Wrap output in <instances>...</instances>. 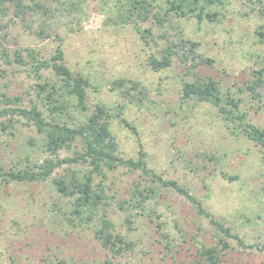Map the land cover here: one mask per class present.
I'll use <instances>...</instances> for the list:
<instances>
[{
    "label": "rangeland",
    "instance_id": "obj_1",
    "mask_svg": "<svg viewBox=\"0 0 264 264\" xmlns=\"http://www.w3.org/2000/svg\"><path fill=\"white\" fill-rule=\"evenodd\" d=\"M21 2L17 11L12 0H0V93L20 97L24 107L40 106L36 85L55 84L58 79L50 68L34 71L26 50L49 60L59 46L71 73L101 86L98 93L86 89L88 111L83 113L73 109V97L62 93L60 100L69 102L72 118H87L96 103L112 114L122 105L121 117L135 133L112 117L118 156L136 160L141 150L149 170L187 189L245 244H264V153L242 134H231L212 105L181 100L180 94L183 81L212 79L222 95L238 101L246 122L264 129V72L261 87L255 88L258 98L247 89L255 79L253 72L264 67V0H225L223 6L206 8L216 14L214 21L198 23L192 16L172 14L163 26L139 19L137 24L114 25L118 0ZM154 4L163 7L164 0ZM133 24L150 30L146 43ZM180 38L197 44L194 53L188 45L179 47L168 69L153 71L149 56H159L168 42L178 44ZM17 52L22 63L15 60ZM197 54L212 64L198 62ZM117 78L135 81L139 89L126 98L108 90ZM42 111L47 117L43 107ZM5 118L21 117L5 114L0 121ZM22 123L23 119L15 123L13 136L0 127L4 170H28L46 157L54 158L43 148V135ZM83 152L76 139L57 158ZM67 168L79 176L90 169L82 163L64 164L44 182L0 181V264H191L197 249L212 243V226L184 197L159 187L141 214L130 206L131 191L134 183L142 188L151 179L122 166L114 171L104 168V175H92L93 188L102 187L107 216L116 232L133 243L131 251L113 257L94 236L98 221L72 225L63 215L71 201L55 191L53 178L66 175ZM221 173L237 179L229 182ZM124 200L128 203L122 204ZM128 214L133 215L130 226L124 222ZM231 245L234 248L226 251L221 264H264L263 251L242 250L232 240Z\"/></svg>",
    "mask_w": 264,
    "mask_h": 264
},
{
    "label": "trees",
    "instance_id": "obj_2",
    "mask_svg": "<svg viewBox=\"0 0 264 264\" xmlns=\"http://www.w3.org/2000/svg\"><path fill=\"white\" fill-rule=\"evenodd\" d=\"M13 6L20 11L22 8L21 0H12ZM155 0H118L114 25L125 26L128 23H138L150 21L163 26L168 21L170 15L192 16L197 22L204 20L214 21L216 14L206 10L210 5L223 6L225 0H203L205 5L200 4L199 0H164V6L154 4ZM157 9V10H155ZM264 12V11H262ZM162 13V15L160 14ZM136 33L146 43V35L149 34V29L141 30L139 26H135ZM260 34V33H259ZM261 35V34H260ZM188 45L192 49L197 44L189 40L180 38L178 44L168 42L164 49L160 50L159 56L151 55L148 58V65L153 71L166 70L171 65V60L174 55H177L179 47L184 48ZM194 53V52H193ZM15 60L23 62L21 53H16ZM26 55L30 59L31 66L34 71L39 72L42 68H50L54 76L58 79L55 84H37L36 97L40 102L32 103L30 106H22V99L16 96H8L0 93V105L3 107L0 110V116L10 114L11 116L21 118H5L0 121L2 130H7L10 135H14L11 130L15 129V123L19 119H23V125H33L36 130L43 135V148L52 157H46L41 163L33 164L32 168L26 170L8 169L4 170L0 165V181L3 183L30 182L39 183L48 180L55 169L63 167L64 164H87L90 169L84 172L81 176L79 173L69 170L67 174L57 179L53 178L55 191L61 194L62 197L70 199V209L64 212L66 220L72 225H89L93 221H98V227L94 229V236L113 257L121 256L123 253L133 249V243L127 241L119 232H116L114 223L107 216L106 199L102 187L97 191L93 188V174L104 175L103 169L109 171L116 170L119 166L126 167L131 171L139 170L144 175L151 179V184L140 188V183H134V188L131 191L132 202L130 206L141 212H145L151 200L158 195L159 187L170 188L175 193L181 195L186 200L194 205L198 215L208 220V223L213 228V241L209 245L202 244L196 252V259L191 264H221L227 250L234 248L231 245V240L236 243V246L242 250L257 249L264 252V244H245L243 240L232 229L224 223L216 220L212 214L207 211L199 200L194 198L190 192L183 186L173 180H164L154 171L149 170L145 161V153L141 150L138 153L136 160L124 159L117 155L116 141L110 130V121L112 117L119 119L126 128L135 133L132 127L125 118L121 117L123 111L122 105H118L113 114L104 104H95L93 111L87 118L77 119L72 118L69 114V102L60 100V97L65 94L68 97L75 99L73 109L79 113L88 111L87 91L91 89L98 93L101 89L100 85L93 84L92 81L81 74H73L64 64V55L58 46L49 58V60L37 59L34 50H26ZM198 62L207 65L212 64V61L207 58H202L197 54ZM187 57L182 58L185 61ZM264 67L260 71H254L255 79L248 84L252 98H258L255 92L256 87H261L263 80ZM130 83V85H126ZM110 91H118L126 98L130 91L139 89V83L124 78L112 80L107 86ZM63 93V94H62ZM181 100H193L196 103H206L212 105L217 113L228 123V129L233 135L242 134L248 141L252 142L264 153V129H261L250 122L245 121L246 114L239 109V103L229 94L222 95L218 84L212 79L200 80L194 79L190 82L183 81L180 88ZM42 107L47 112V117L43 116ZM62 115L67 117L68 121H63ZM18 119V120H17ZM77 120V121H76ZM76 139L82 144L84 152L75 153L72 158H57V153L60 150H69L71 144ZM221 176L229 182L236 180L235 176H228L221 173ZM126 204L125 200L121 202ZM129 205V204H128ZM123 209V207H121ZM102 211L101 215L97 213ZM140 215L139 213H137ZM142 214V213H141ZM132 214H128L124 222L130 226ZM160 225V224H158ZM62 264V263H61Z\"/></svg>",
    "mask_w": 264,
    "mask_h": 264
}]
</instances>
